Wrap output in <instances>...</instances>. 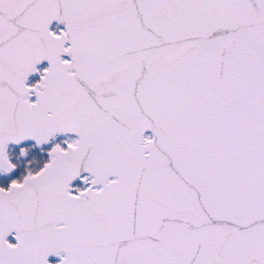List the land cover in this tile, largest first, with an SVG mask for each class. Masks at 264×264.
I'll return each mask as SVG.
<instances>
[{
	"label": "snow or ice",
	"instance_id": "6c2138e0",
	"mask_svg": "<svg viewBox=\"0 0 264 264\" xmlns=\"http://www.w3.org/2000/svg\"><path fill=\"white\" fill-rule=\"evenodd\" d=\"M0 264H264V0H0Z\"/></svg>",
	"mask_w": 264,
	"mask_h": 264
}]
</instances>
